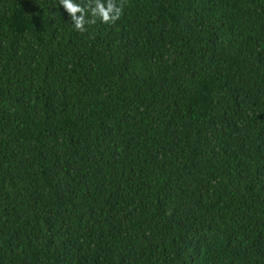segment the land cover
<instances>
[{
    "label": "trees",
    "instance_id": "obj_1",
    "mask_svg": "<svg viewBox=\"0 0 264 264\" xmlns=\"http://www.w3.org/2000/svg\"><path fill=\"white\" fill-rule=\"evenodd\" d=\"M0 0V264H264V0Z\"/></svg>",
    "mask_w": 264,
    "mask_h": 264
},
{
    "label": "clouds",
    "instance_id": "obj_2",
    "mask_svg": "<svg viewBox=\"0 0 264 264\" xmlns=\"http://www.w3.org/2000/svg\"><path fill=\"white\" fill-rule=\"evenodd\" d=\"M64 9L71 15V23L77 31H86V24L94 23L95 20L88 18V12L81 4L75 0H60ZM91 16L99 18L104 24L115 23L123 13V9L119 6L116 0H92L90 5Z\"/></svg>",
    "mask_w": 264,
    "mask_h": 264
}]
</instances>
